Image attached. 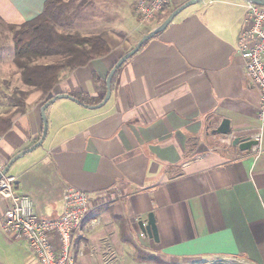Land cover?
<instances>
[{
    "label": "crops",
    "instance_id": "0c3cea01",
    "mask_svg": "<svg viewBox=\"0 0 264 264\" xmlns=\"http://www.w3.org/2000/svg\"><path fill=\"white\" fill-rule=\"evenodd\" d=\"M45 1L0 0V24L34 18ZM105 1L103 25L83 34H101L107 54L62 72L44 97L22 82L26 110L0 135V171L39 140L49 96L85 102L62 96L46 107L44 140L4 176L11 192L48 218L61 214L66 187L86 193L88 210L71 237L76 264H264V128L258 153L210 132L224 118L231 138L259 127L258 89L235 47L249 2L182 9L120 64L107 101L91 107L116 61L161 22H139L136 0ZM185 1L170 0L163 13ZM10 202L0 189V264H37L26 243L1 230ZM149 213L155 239L139 226Z\"/></svg>",
    "mask_w": 264,
    "mask_h": 264
},
{
    "label": "built area",
    "instance_id": "2783aa9c",
    "mask_svg": "<svg viewBox=\"0 0 264 264\" xmlns=\"http://www.w3.org/2000/svg\"><path fill=\"white\" fill-rule=\"evenodd\" d=\"M170 0H138L135 5L139 22L148 23L162 13ZM245 25L240 31L236 49L243 57L247 78L258 89L259 127L250 139L254 152L260 151L261 132L264 128V6L248 3ZM230 136L222 138L228 143ZM12 177L0 180V189L10 198V206L3 214L1 230L12 240L27 244L37 264H76L71 250V237L88 210L85 192L66 187L63 209L59 216L48 218L36 213L32 199L25 194L11 192Z\"/></svg>",
    "mask_w": 264,
    "mask_h": 264
},
{
    "label": "trees",
    "instance_id": "16d2710c",
    "mask_svg": "<svg viewBox=\"0 0 264 264\" xmlns=\"http://www.w3.org/2000/svg\"><path fill=\"white\" fill-rule=\"evenodd\" d=\"M70 0H46L42 11L20 25H7L12 31L13 63L18 69L20 80L44 97L58 83L62 72L86 65L91 59L101 57L110 50L101 34L64 33L57 29ZM170 13V12H169ZM169 13H164L162 19ZM48 57L52 61L40 62ZM103 89L105 86L102 85ZM28 91L15 89L8 95L12 110L0 113V135L11 124L13 115L26 110ZM80 102L81 97L73 95ZM50 98V96H49Z\"/></svg>",
    "mask_w": 264,
    "mask_h": 264
},
{
    "label": "rangeland",
    "instance_id": "374dc122",
    "mask_svg": "<svg viewBox=\"0 0 264 264\" xmlns=\"http://www.w3.org/2000/svg\"><path fill=\"white\" fill-rule=\"evenodd\" d=\"M104 6H106L105 0H70L69 9L64 12V21L61 18L60 23L57 25L58 31L83 34V31L87 28L93 32L104 23ZM162 16H164L163 12L157 16L159 21L164 20ZM150 22L152 23V21ZM111 23L116 24L117 21L111 18ZM8 29L7 25L0 24V113L12 110L13 107L9 105L10 101L7 97L13 90H20V87H22L20 74L13 63L12 31ZM52 60L53 57H48L40 62Z\"/></svg>",
    "mask_w": 264,
    "mask_h": 264
},
{
    "label": "water",
    "instance_id": "95a60500",
    "mask_svg": "<svg viewBox=\"0 0 264 264\" xmlns=\"http://www.w3.org/2000/svg\"><path fill=\"white\" fill-rule=\"evenodd\" d=\"M201 0H187L184 3H182L181 5L177 6L176 8L172 9V11L165 17L164 20H162L160 23H158L157 26H155L151 31H149L148 33L142 35L140 37V39L137 41V43L134 45V47L130 50H128V52H126L125 54H123L117 61L116 63L113 65V67L111 68V70L109 71L106 79V91H105V95L102 99V101L100 103H98L95 106H91V107H97V106H101L103 103H105L110 95V81L112 78V75L114 74V72L116 71V69L120 66V64H122L126 59H128L130 56H132L136 50L140 49V46L147 41L148 39H150L152 36L156 35L157 33L163 31L167 25L169 24V22L172 21V19L180 12L182 11V9L196 3L199 2ZM249 3H253L259 6H264V0H246ZM66 97L69 99L74 100L75 102H79L77 99L73 98L72 96L68 95V94H57L55 96H52L50 98H48L40 107L41 108V118H42V132L40 133L41 136L39 138V140L34 143L32 146L28 147L25 150H22L20 152H18L17 154H15L13 157L10 158L9 161H7V164L4 166V168L0 171V180L5 176V174L7 173V170L9 168V166L13 163V161H15L18 157L24 155L25 153H28L30 151H32L33 149H35L37 146H39L41 144V142L44 140L46 133H47V127H48V123H47V118H46V114H45V109L48 105H50L53 101H55L57 98H62ZM212 135H221V136H226L229 135L231 137V128L229 126V120L228 119H222V121L220 122V124L218 126H215V128H213L211 131ZM231 139V144L232 145H238L240 149H244V150H251L252 145H254L256 142L250 138H241L240 136H234ZM153 216L151 213L148 214V218H147V222L144 224V222H140L139 221V226L142 230V232L146 235H148V237L150 238H156L157 237V233H156V228H155V223L153 222Z\"/></svg>",
    "mask_w": 264,
    "mask_h": 264
}]
</instances>
